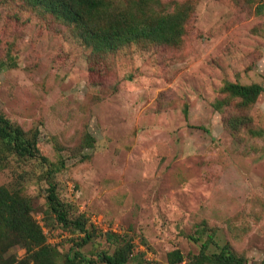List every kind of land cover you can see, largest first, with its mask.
<instances>
[{"label": "rangeland", "instance_id": "rangeland-1", "mask_svg": "<svg viewBox=\"0 0 264 264\" xmlns=\"http://www.w3.org/2000/svg\"><path fill=\"white\" fill-rule=\"evenodd\" d=\"M139 1L155 15L187 12L181 40L96 50L74 24L0 0V109L40 147L10 156L0 185L29 197L49 241L79 249L86 264H107L100 253L127 240L126 264H190L207 239L209 251L229 242L264 264V91L244 105L225 89L264 87L262 0ZM49 182L72 217L87 218L91 238L79 248L85 232L48 211ZM94 214L118 232L96 227ZM175 249L184 257L171 263ZM26 252L2 250L0 264Z\"/></svg>", "mask_w": 264, "mask_h": 264}, {"label": "trees", "instance_id": "trees-1", "mask_svg": "<svg viewBox=\"0 0 264 264\" xmlns=\"http://www.w3.org/2000/svg\"><path fill=\"white\" fill-rule=\"evenodd\" d=\"M28 5L53 14L56 18L74 24L81 36L96 50L111 51L138 39L176 44L181 40L187 20V12L155 15L141 9L142 1L131 8L119 5L116 0H25ZM257 10L264 11V0ZM233 95L250 105L264 91L259 83L241 84L228 82L225 87ZM203 128V127H200ZM259 133V131H255ZM31 158L40 156L38 134L26 130L12 121L0 109V171L5 168L10 156ZM46 199L48 211L64 230H81L84 237L76 241L79 248L91 238L85 215L71 216L70 204L62 200L56 186L49 182ZM32 200L18 191L0 185V252L14 245L26 248V255L3 264H86L94 262L79 249L62 253L56 243H51L43 227L36 220ZM211 238V236L209 237ZM211 240L202 242L201 251L193 256L190 264H248L247 258L227 242L217 251H209ZM133 245L123 241L114 253L104 251L99 259L107 264H126ZM170 262L184 257L179 249L169 253Z\"/></svg>", "mask_w": 264, "mask_h": 264}, {"label": "built area", "instance_id": "built-area-1", "mask_svg": "<svg viewBox=\"0 0 264 264\" xmlns=\"http://www.w3.org/2000/svg\"><path fill=\"white\" fill-rule=\"evenodd\" d=\"M91 221L96 227L103 228L105 230L111 229L114 232H118V225L110 222H106L104 218L99 214L91 216Z\"/></svg>", "mask_w": 264, "mask_h": 264}]
</instances>
